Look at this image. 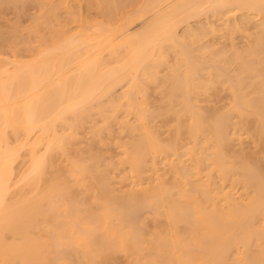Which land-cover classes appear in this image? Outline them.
Here are the masks:
<instances>
[{"label": "bare ground", "instance_id": "bare-ground-1", "mask_svg": "<svg viewBox=\"0 0 264 264\" xmlns=\"http://www.w3.org/2000/svg\"><path fill=\"white\" fill-rule=\"evenodd\" d=\"M31 1L35 58H0V264H264V157L242 148L264 134V0ZM87 122L129 134L117 163L40 191Z\"/></svg>", "mask_w": 264, "mask_h": 264}, {"label": "rangeland", "instance_id": "rangeland-1", "mask_svg": "<svg viewBox=\"0 0 264 264\" xmlns=\"http://www.w3.org/2000/svg\"><path fill=\"white\" fill-rule=\"evenodd\" d=\"M40 15V9L31 0H16L4 6L0 5V33L7 39L11 38L8 39L9 42L16 43L12 49L9 46L0 47L1 59L14 60L16 58L21 61H31L35 58L36 53L22 51L20 43L21 36L23 37L22 33L30 31L31 35L26 34L24 38L35 44L34 30ZM8 68L12 70L13 66L9 64ZM224 94L226 93H221L220 96L223 97ZM228 102V99H224L218 103L210 102L207 104L208 106L219 108L225 106ZM203 105L206 104L204 103ZM250 123L252 126L255 125L254 119L250 118ZM96 126L102 127L100 124H96ZM252 131H255L254 127ZM129 138V134L126 131L121 132L118 125L113 126L109 130L102 129L100 133H97L95 132L94 122H87L84 128L79 129L78 135L75 138L68 140V155L61 152L54 154L52 161L45 170L44 181L40 183L39 190L44 191L46 189V182L52 179L58 178L69 182L70 178L67 168L71 160L97 158L101 164H108L112 160L117 163L123 152V149L119 146V142H127ZM242 143V148L246 149V152L251 156L264 157V134L261 137L255 135L251 138L243 137ZM27 160L28 156L23 151L18 163L20 173L24 172L27 168ZM122 171L123 168L116 169L115 175H118ZM127 185L128 183L125 182L117 186V188H125ZM73 190L79 191L77 188H73ZM24 191L30 192V189L25 188ZM141 215H144V213H141ZM115 259L112 264H129V259L124 255H118Z\"/></svg>", "mask_w": 264, "mask_h": 264}]
</instances>
